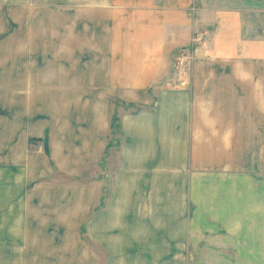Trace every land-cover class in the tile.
Listing matches in <instances>:
<instances>
[{
    "label": "crops",
    "instance_id": "obj_1",
    "mask_svg": "<svg viewBox=\"0 0 264 264\" xmlns=\"http://www.w3.org/2000/svg\"><path fill=\"white\" fill-rule=\"evenodd\" d=\"M201 1L85 0L16 34L0 264H264V0L252 28Z\"/></svg>",
    "mask_w": 264,
    "mask_h": 264
},
{
    "label": "rangeland",
    "instance_id": "obj_2",
    "mask_svg": "<svg viewBox=\"0 0 264 264\" xmlns=\"http://www.w3.org/2000/svg\"><path fill=\"white\" fill-rule=\"evenodd\" d=\"M80 1L82 2L85 0H0V53H3L0 58L5 57V50H8L7 53L14 54V52H11L9 49H15L17 33L63 31L64 22H70L69 17L71 13L77 16L80 7L85 9V5L80 4ZM255 2L256 0H205L201 1L205 13L201 15L199 12L198 15L203 17L208 15L212 17L211 13H213V11L218 14L220 12L230 11V8L237 6L235 8L237 10L240 8L246 10L245 12L248 13V21L251 17L255 18L258 11L261 12V9H257ZM232 10L234 9L232 8ZM65 16H67V18H65ZM249 22L251 25H254L255 20H249L248 25ZM249 28L252 27L249 25ZM248 32V36H250L252 30H248ZM194 41L201 42V39H195ZM246 42L250 43L251 39L248 38ZM182 52L184 51L180 53L179 51L177 52L178 54L174 56L173 63L179 67L182 75L187 76L188 66L193 58L184 55ZM8 57H10V55ZM183 86L188 87V82H184ZM11 90L12 89H8V92ZM10 105L11 103L2 104V108L5 112L7 111V106L10 107ZM37 148L42 151V145L40 143L37 144ZM92 170H95L94 167H89L88 172L90 171L91 173ZM93 173L94 172H92V174Z\"/></svg>",
    "mask_w": 264,
    "mask_h": 264
}]
</instances>
